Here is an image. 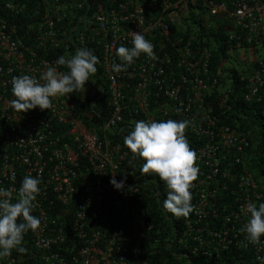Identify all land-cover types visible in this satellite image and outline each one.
<instances>
[{
	"label": "built area",
	"instance_id": "1",
	"mask_svg": "<svg viewBox=\"0 0 264 264\" xmlns=\"http://www.w3.org/2000/svg\"><path fill=\"white\" fill-rule=\"evenodd\" d=\"M3 6L11 15L30 11L33 19L20 30L0 14V188L18 190L26 175L39 178L32 215L41 227L24 234L26 253L14 249L0 264H150L141 251L153 202L172 229L162 246L180 249L165 264L195 258V264H260L264 237L253 245L240 229L248 219L242 207L264 203V175L249 168L250 130L222 122L220 109L232 71L245 82L244 99L261 100L264 0H4ZM201 24L221 33L208 37ZM132 32L153 44L156 58L142 54L114 72L112 65L122 63L115 48H131ZM221 40L223 59L213 61ZM91 43L102 52L96 68L109 91V118L91 121L88 108L101 91L93 82L80 101L72 93L52 98L49 110L9 106L13 76L39 79L46 65L66 72L55 61ZM168 119L190 121L185 136L200 169L191 189L195 211L180 224L162 207L166 185L141 174L144 161L123 143L137 121ZM125 176L121 190L110 183ZM233 248L242 255L230 260Z\"/></svg>",
	"mask_w": 264,
	"mask_h": 264
},
{
	"label": "clouds",
	"instance_id": "2",
	"mask_svg": "<svg viewBox=\"0 0 264 264\" xmlns=\"http://www.w3.org/2000/svg\"><path fill=\"white\" fill-rule=\"evenodd\" d=\"M115 54L122 62L112 65V70L117 73L126 71L142 54L156 58L153 44L141 32H132V47H117ZM98 63V57L91 50L81 48L70 58L61 55L55 61V65L65 67L66 72L46 65L39 79L27 74L13 76L11 93L15 98L9 102V106L20 113L36 108L49 110L53 107L52 98L85 89L90 77L97 72ZM189 124L188 120L173 119L137 121L123 140L125 147L144 161L141 174L155 175L166 185L167 194L162 207L176 218H187L195 211L191 203V189L200 169L196 165L197 153L185 136ZM11 179L15 181L14 174ZM126 179L127 176L117 182L113 178L110 183L121 190ZM40 183L39 178L29 174L23 178L18 190L0 188V258L10 256L14 249L21 254L26 253L27 249L21 246L24 234L40 229L41 220L32 215L33 202L40 194ZM241 211L248 219L240 231L249 243L261 245V237H264V203L257 205L249 202ZM261 250L264 248H258V251ZM257 260L264 264V256H257Z\"/></svg>",
	"mask_w": 264,
	"mask_h": 264
},
{
	"label": "trees",
	"instance_id": "3",
	"mask_svg": "<svg viewBox=\"0 0 264 264\" xmlns=\"http://www.w3.org/2000/svg\"><path fill=\"white\" fill-rule=\"evenodd\" d=\"M3 1L4 0H0V14L5 16L10 22H15L20 30H24L22 24L27 20L31 21L33 19L31 12L28 11L26 14L23 13L22 15H11L3 6ZM28 7H31V5ZM194 18L197 19V16H195ZM199 32L207 33L208 37H217V35L221 33V30L219 28L208 29L203 24H201L199 25ZM218 45V50L213 54V61L218 60L224 56L223 51L226 46L224 40L219 41ZM89 47V50H92L93 53L97 54V57L99 56L100 60V56L102 55L100 48H93L95 46L92 43L89 44ZM232 72L234 82L225 91V93L222 92V97L225 100V107L220 109L221 113H223L221 114V120L225 124H229L232 126L235 125L243 130H250V133L248 135L250 137V151L252 152V154L249 156V168L253 176L258 177L264 175V84L261 87V100L247 101L244 99V92L246 91L245 82L241 80L239 74L236 73V71ZM102 73V67L100 65L97 66V72L90 77V80L86 84L85 89L72 92V95H74L76 99L80 101L82 92H84L87 87L91 86V82L99 84V86L101 87V91L97 92V94H99L98 101L94 104V106L88 108V111L91 113L90 117H92L91 121H99V123H102L105 119L109 118L112 112V107L109 101V91L106 88V81L104 77H102ZM91 99L92 97L88 98V102H90ZM215 107L217 108V106ZM95 111H98V116L94 113ZM109 134L112 139L116 141L121 140L120 135L111 133H108L107 135ZM152 207L153 210L150 212V217L153 225L151 231H149L146 239L143 241L141 252L142 255L147 258L150 264H165L172 259V253L178 252L180 249L177 246L171 247L169 249H166L162 246V236H170L172 229H170L171 226L169 225V221L165 217H162L163 212L161 211V209L155 208L156 204L154 202L152 203ZM168 214L172 216L171 219L177 222V224H180L181 217L176 218L170 213ZM153 239H157L158 241H149ZM154 242L156 243V245L150 246L152 243L154 244ZM180 252H182V250ZM241 255L242 252L233 248L232 253L229 254V259L231 260V258H240ZM245 256L246 254L242 257V259H245ZM195 262L196 258L193 259L192 264H195Z\"/></svg>",
	"mask_w": 264,
	"mask_h": 264
}]
</instances>
